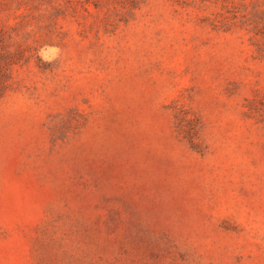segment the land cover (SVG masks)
Returning <instances> with one entry per match:
<instances>
[{
    "label": "rangeland",
    "instance_id": "374dc122",
    "mask_svg": "<svg viewBox=\"0 0 264 264\" xmlns=\"http://www.w3.org/2000/svg\"><path fill=\"white\" fill-rule=\"evenodd\" d=\"M0 0V264H264V0Z\"/></svg>",
    "mask_w": 264,
    "mask_h": 264
},
{
    "label": "trees",
    "instance_id": "16d2710c",
    "mask_svg": "<svg viewBox=\"0 0 264 264\" xmlns=\"http://www.w3.org/2000/svg\"><path fill=\"white\" fill-rule=\"evenodd\" d=\"M134 1L136 2V1H138V0H134ZM135 2H134V3H135Z\"/></svg>",
    "mask_w": 264,
    "mask_h": 264
}]
</instances>
